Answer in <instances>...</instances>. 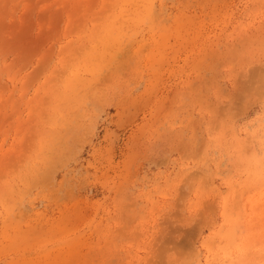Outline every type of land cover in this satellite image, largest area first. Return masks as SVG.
I'll return each instance as SVG.
<instances>
[{
  "label": "rangeland",
  "instance_id": "374dc122",
  "mask_svg": "<svg viewBox=\"0 0 264 264\" xmlns=\"http://www.w3.org/2000/svg\"><path fill=\"white\" fill-rule=\"evenodd\" d=\"M0 264H264V0H0Z\"/></svg>",
  "mask_w": 264,
  "mask_h": 264
}]
</instances>
